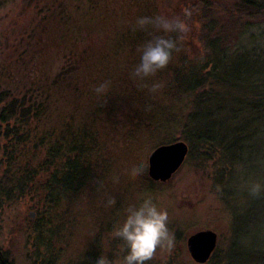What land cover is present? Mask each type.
<instances>
[{
  "label": "rangeland",
  "instance_id": "obj_1",
  "mask_svg": "<svg viewBox=\"0 0 264 264\" xmlns=\"http://www.w3.org/2000/svg\"><path fill=\"white\" fill-rule=\"evenodd\" d=\"M49 2L57 1L40 0L33 8L28 0H0V108H10L11 102L26 108L0 123V252L8 262L76 264L100 253L111 259L122 244L111 230L122 222L124 208L151 196L168 212L174 247L157 248L147 264H196L186 238L203 230L217 237L205 264H264V190L249 193L253 183L264 186V116L255 117L234 148L225 139L191 149L185 126L199 95L216 103H207L204 110L216 109L214 119L227 132L236 101L264 95V13L238 18L225 33L230 40L226 50L240 48L237 57L256 70L250 78L252 92L213 79L201 94L176 93L165 75L157 74L143 87L146 96L133 100L131 87L119 81V74L124 75L119 68L133 67L140 52L114 48L127 19L126 0L107 2L117 19L107 9L101 12L105 17L83 16L78 25L82 33L93 28L101 33L84 34L79 52L64 55L52 41L46 44V33L37 28L40 17L35 14ZM102 5L100 9L107 8ZM189 34L179 36L184 43L180 53L203 65ZM72 61L78 66L68 72ZM104 82L108 87L98 95L95 88ZM153 84L159 87L150 91ZM243 113L253 115L246 107ZM178 141L188 148L183 164L168 181H152L148 155ZM67 160L78 164L87 179L79 188L53 196V174ZM134 162L144 165L140 175L131 172ZM109 197L115 204L106 207Z\"/></svg>",
  "mask_w": 264,
  "mask_h": 264
},
{
  "label": "trees",
  "instance_id": "obj_2",
  "mask_svg": "<svg viewBox=\"0 0 264 264\" xmlns=\"http://www.w3.org/2000/svg\"><path fill=\"white\" fill-rule=\"evenodd\" d=\"M38 1L40 0H28L32 6ZM56 1L57 2H49L48 6L38 9L35 15L40 17L37 28L40 29V31L43 30L44 34L46 33V38L43 36L45 38L44 42L48 44L52 41L61 48V53L63 55L65 52L70 54L69 52L71 51H75L74 54H77L79 52L77 44H79L78 42L82 43L81 37H83L84 34L98 36V34L101 33V29L95 28L91 30L85 29V33H82L83 30L82 28L79 29L78 25L83 16L89 15L97 18L105 17L101 12L107 9L108 16H113L112 19L119 18L114 16V7L108 8L107 4L109 1L114 3L117 0ZM101 3L103 7L106 5L107 8L100 9ZM125 3L126 6L128 5L129 7L125 17V19H127L121 28L122 30L119 31L115 37L117 45L114 48L116 50L125 49L135 52L142 48L143 44L153 36L165 35L162 32L155 31L151 25L145 26L144 29H139L136 27L135 23L139 17L163 15L169 19L178 18L187 25L186 32H190L188 39H191L197 45L198 55H202L204 61V64L200 65L199 62H196L198 58L190 61L187 55L183 56L180 53V50L174 51L166 67L143 80L132 76L133 68L139 63L138 58L133 67L123 65L124 67L119 68V72L124 73V75L121 73L119 74V81L131 87V92L128 95L131 99L134 100V98L140 96V94H143L145 97L146 89L143 87H145L153 77L158 76L157 74L165 75L164 77L169 80L167 81L169 82L171 91H175L176 93L191 91L201 94L205 90L206 85L209 82L211 83L210 80L213 79H216L219 83H233L234 86H240L241 84L250 88L248 92H252L253 87L250 85L252 82L250 78L255 75L254 71L256 70L251 67L243 56L237 57V52L238 50L240 51V48L236 46V50H233L231 45L230 50H226L225 47L229 45L230 40L226 39L225 33L226 30H228L227 27L229 24L236 22L238 18H251L254 15L264 13V0H126ZM34 7L36 6H33V8ZM94 12H97L98 16L94 15ZM94 21L93 23H95ZM107 31L108 29H106V32ZM186 32L178 35L184 36ZM31 34L35 36L36 33L31 30L29 35ZM167 35L171 36L173 39L177 37V33H169ZM189 43L190 42H188V45ZM179 45V48L184 47V43L182 44L181 41ZM235 59L237 60L235 61ZM194 63H198V66ZM70 64L72 65L68 67V72L73 71L74 67L78 66L75 61H72ZM65 70L64 68L62 71ZM208 71L209 73H207ZM128 73H131V75ZM63 74H67L66 71ZM260 74L261 72L257 75L260 77ZM128 76H131V78ZM59 79L60 77L58 76V80ZM49 82L52 84L55 83L53 78L49 80ZM260 88L264 89V84H262ZM260 94L250 101L247 99H243V102L240 103L239 100L236 101L234 107L229 110V115L227 117V123L230 124V126H228L230 131L228 132L225 131V125H220L221 120L214 119V112H216V109L213 108L215 111L207 108L204 110V106H206L207 103H209V105L216 103L203 101V95H199L196 101H194L193 112L188 116L187 123L185 124L189 132H191L188 138L191 145L190 148L193 149L194 146L196 148L197 145L203 143L223 142L225 139L230 140L228 142V147L234 148L237 145L236 142L239 136L250 131L255 117L264 116V95ZM2 100L3 99H0V104ZM9 105L10 104H8L6 108H0V123L9 120L13 117L16 110L19 109V107H15L16 105L14 102H11L10 108ZM20 106H23V104ZM245 107L253 115H249V117L246 118L245 113H243ZM20 108L21 109L18 110L19 112H26L25 107V110L22 109V107ZM238 114L240 115L239 118ZM222 122L224 123L223 119ZM222 129H224V132L221 134ZM189 143L187 144L189 145ZM61 167V170L59 169L53 174L55 178L52 177L54 181L53 193H55L53 196L60 195V192L66 194L71 191V189H77L83 185L87 179V175L82 171V168L74 162L67 160V163L63 164ZM58 175L60 176L58 177ZM0 264H10L1 252ZM76 264H92V258L84 257Z\"/></svg>",
  "mask_w": 264,
  "mask_h": 264
},
{
  "label": "clouds",
  "instance_id": "obj_3",
  "mask_svg": "<svg viewBox=\"0 0 264 264\" xmlns=\"http://www.w3.org/2000/svg\"><path fill=\"white\" fill-rule=\"evenodd\" d=\"M135 23L139 29L151 25L155 31L165 34L153 36L138 49L139 63L133 68L132 76L143 80L166 67L172 53L179 50V35L173 39L167 34H183L187 31V25L178 18L169 19L163 15L139 17ZM107 87V82L101 83L95 88V92L98 95L103 94ZM158 87V84H153L150 91H155ZM143 170L142 163L134 162L131 165L133 175H140ZM113 181H118V177H113ZM262 190L264 186L253 183L249 193L255 196ZM113 204L115 199L112 197L105 201L106 207ZM123 211L122 222L111 230L112 238L122 241L118 245L119 255L114 252L110 259L107 254L100 253L93 258L92 264H147L157 248L171 250L174 247V235L168 228V212L159 207L151 196L139 198Z\"/></svg>",
  "mask_w": 264,
  "mask_h": 264
},
{
  "label": "water",
  "instance_id": "obj_4",
  "mask_svg": "<svg viewBox=\"0 0 264 264\" xmlns=\"http://www.w3.org/2000/svg\"><path fill=\"white\" fill-rule=\"evenodd\" d=\"M183 142L158 146L148 155L147 175L154 182L164 183L183 164L187 155ZM216 234L211 230L198 231L186 238V247L192 261L205 264L216 246Z\"/></svg>",
  "mask_w": 264,
  "mask_h": 264
}]
</instances>
